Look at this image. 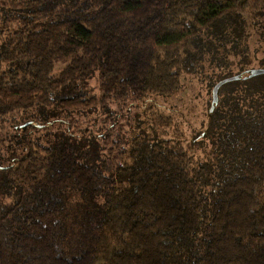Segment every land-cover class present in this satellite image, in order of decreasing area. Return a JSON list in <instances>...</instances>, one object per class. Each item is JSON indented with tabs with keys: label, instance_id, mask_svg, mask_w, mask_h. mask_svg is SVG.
Instances as JSON below:
<instances>
[{
	"label": "trees",
	"instance_id": "16d2710c",
	"mask_svg": "<svg viewBox=\"0 0 264 264\" xmlns=\"http://www.w3.org/2000/svg\"><path fill=\"white\" fill-rule=\"evenodd\" d=\"M251 5L0 0V264H264ZM232 76L199 128L158 101Z\"/></svg>",
	"mask_w": 264,
	"mask_h": 264
},
{
	"label": "rangeland",
	"instance_id": "374dc122",
	"mask_svg": "<svg viewBox=\"0 0 264 264\" xmlns=\"http://www.w3.org/2000/svg\"><path fill=\"white\" fill-rule=\"evenodd\" d=\"M251 2L252 5L248 9L250 12L248 24L254 36L249 40V59L243 65L246 70L264 68V30H262L264 29V0H251ZM242 46H245V43ZM238 59L240 58L236 60ZM158 101L164 108V112L173 116L175 121L182 125L183 130L188 131V128H199L206 123V114L211 106V89L198 78H187L184 89L176 97L165 101L158 99Z\"/></svg>",
	"mask_w": 264,
	"mask_h": 264
},
{
	"label": "water",
	"instance_id": "95a60500",
	"mask_svg": "<svg viewBox=\"0 0 264 264\" xmlns=\"http://www.w3.org/2000/svg\"><path fill=\"white\" fill-rule=\"evenodd\" d=\"M245 73H246V76H244V79L259 76V75H264V69H250V70L246 71ZM240 77L241 76H232V77L220 80L219 82L216 83V85L212 89V102H211V107L209 110L210 112L213 111L214 106L217 104L218 91H219L220 87L227 84V83L239 80Z\"/></svg>",
	"mask_w": 264,
	"mask_h": 264
},
{
	"label": "flooded vegetation",
	"instance_id": "af4514ba",
	"mask_svg": "<svg viewBox=\"0 0 264 264\" xmlns=\"http://www.w3.org/2000/svg\"><path fill=\"white\" fill-rule=\"evenodd\" d=\"M244 79V78H243Z\"/></svg>",
	"mask_w": 264,
	"mask_h": 264
}]
</instances>
